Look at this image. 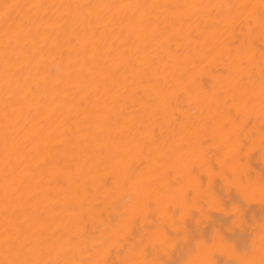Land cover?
<instances>
[{"label":"bare ground","instance_id":"6f19581e","mask_svg":"<svg viewBox=\"0 0 264 264\" xmlns=\"http://www.w3.org/2000/svg\"><path fill=\"white\" fill-rule=\"evenodd\" d=\"M0 264H264V0H0Z\"/></svg>","mask_w":264,"mask_h":264}]
</instances>
